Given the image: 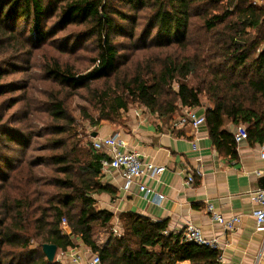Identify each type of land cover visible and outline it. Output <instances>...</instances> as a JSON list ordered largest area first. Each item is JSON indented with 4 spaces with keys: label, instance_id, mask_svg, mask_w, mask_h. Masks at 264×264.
Returning a JSON list of instances; mask_svg holds the SVG:
<instances>
[{
    "label": "trees",
    "instance_id": "trees-1",
    "mask_svg": "<svg viewBox=\"0 0 264 264\" xmlns=\"http://www.w3.org/2000/svg\"><path fill=\"white\" fill-rule=\"evenodd\" d=\"M71 25L83 29L79 36L94 44L96 54L85 73L57 61L43 69L52 87L44 109L50 155L33 154V135L10 128L0 108V264H62L49 262L43 245L64 253L78 238L101 264H221L217 248L187 241L183 230L170 231L166 221L123 214L122 232H111L113 213L97 210L93 198L114 193L101 181L106 156L78 139L68 102L105 80V91L92 92L100 99L101 116L81 114L91 125L115 124L132 103L170 124L184 109L202 107L204 94L210 103L205 123L217 151L237 157L229 123L244 125L247 140L263 145L264 5L253 0H0V97L17 89L3 81L8 74L3 53H29ZM117 36L158 51L146 64L127 70L128 46ZM108 109L111 115H105ZM12 149L23 155L19 164L4 155ZM43 165L51 167L49 175ZM63 222L71 235L64 233ZM102 232L107 239L98 243Z\"/></svg>",
    "mask_w": 264,
    "mask_h": 264
},
{
    "label": "crops",
    "instance_id": "crops-1",
    "mask_svg": "<svg viewBox=\"0 0 264 264\" xmlns=\"http://www.w3.org/2000/svg\"><path fill=\"white\" fill-rule=\"evenodd\" d=\"M253 3L261 6L264 0ZM196 110L204 116L206 106ZM129 117L123 126L110 122L96 126L92 142L119 133L128 149L138 152L145 163L163 167L164 171L156 179L143 176L125 188L118 171L110 167L102 169V184L114 193L95 194L93 198L97 210L113 213L112 228L120 234L123 214H137L154 222L166 221L173 232L193 224L221 252V264H257L258 261L264 264V232L256 229L253 216L260 209L253 195L260 190L259 181L264 176L262 145L244 140L237 144V157L231 158L216 150L206 123L197 128L186 125L174 129L148 111H135ZM226 129L235 134L236 126L229 123ZM189 176L193 177L192 183L187 182ZM140 185L152 192L141 191ZM156 195L164 196V200ZM208 205L224 218L238 216L239 227L227 231L213 219ZM75 242V248L56 255L57 261L70 264L74 254L86 261L92 258L93 253L79 238Z\"/></svg>",
    "mask_w": 264,
    "mask_h": 264
},
{
    "label": "rangeland",
    "instance_id": "rangeland-1",
    "mask_svg": "<svg viewBox=\"0 0 264 264\" xmlns=\"http://www.w3.org/2000/svg\"><path fill=\"white\" fill-rule=\"evenodd\" d=\"M193 21L198 22L199 20L194 18ZM48 22L51 23L52 20L49 19ZM124 25L125 28H130L126 24ZM142 28V26H138L139 31H142ZM81 30H83L81 27L71 25L65 30L57 32L55 38H53L51 42L50 39H47L43 41L38 48H29V53L26 49L19 51L14 56H10L11 52L3 53L5 54L3 59L7 56L3 67L8 73L3 81L9 85L13 83L16 84L17 89L5 93L0 97L1 102L2 100H5L0 108L2 109V107H4L6 112L4 120H7L6 124L10 128L22 131V133L24 131L28 137L33 135L34 139L31 137L32 144H34L32 152L34 151L33 154L36 156H49L51 152L46 149V143L49 140L48 138H50V135L46 134V127L49 122L44 114V109L46 106L45 94L48 93L52 87L44 80L43 69L45 68V65L52 63V61H57L62 66L72 68L73 71L78 74L85 73L93 67L92 59L96 54L94 44H92L91 41L83 40V37L79 36ZM115 38L118 42H124V45L128 46L126 51L129 59L126 65L127 70L128 68L131 70L139 63L146 64L149 61V58L155 57V54L158 51L152 47L146 46L145 48L136 40H132V43L131 41L128 42V38H125L124 36H117ZM1 59L2 55L0 56V60ZM12 66L15 67V69L11 68ZM12 69L14 71H12ZM109 82L112 83V81ZM106 86L107 81L105 80L98 84H93L89 89L81 90L77 96L73 97L68 102V108L77 122L76 129L78 139L81 140L84 145L86 143L92 144V134L96 132L97 127L91 125L89 121L84 120L81 114H90L94 119H98L101 116L100 107L98 106L100 99L94 98L92 92L95 89L105 91ZM201 100L203 106H210V103L204 94L202 95ZM11 103L14 104V106L9 109ZM135 111L140 113L147 110L139 104L132 103L129 105L126 112H121L118 115L116 120L118 122L115 124L117 126H123L129 120V116L134 114ZM111 114L112 112L110 109L105 113V115ZM104 122L108 121H103L102 123ZM12 146L14 148V145ZM4 155L11 156V160H18L17 164L23 159V155L19 156L14 154L13 149L11 151H5ZM41 168L43 172L49 175L51 167L43 165ZM37 170L40 169L37 167ZM122 230L121 223V232ZM111 232L113 231L111 230ZM103 233L104 232L97 233L96 240L98 243H101L108 236L107 233ZM33 246H36V243H33ZM58 254L60 255L59 251L57 256ZM57 256L55 261H57ZM18 261L20 262V260Z\"/></svg>",
    "mask_w": 264,
    "mask_h": 264
},
{
    "label": "built area",
    "instance_id": "built-area-1",
    "mask_svg": "<svg viewBox=\"0 0 264 264\" xmlns=\"http://www.w3.org/2000/svg\"><path fill=\"white\" fill-rule=\"evenodd\" d=\"M205 123V117L198 115V110L184 109L177 118L170 122V126L174 129L181 128L186 125H190L193 128H197ZM235 142L247 140L248 134L246 127L242 124L236 126L234 134ZM94 150L99 153L105 154L106 159L101 160L102 169L113 168L118 171L120 176L125 181V188H128L139 178L145 176L149 179H156L163 171V167H158L152 163H145L138 152L128 149L126 141L121 137L119 133H114L111 136L95 139L92 142ZM261 158L264 160V144L261 148ZM257 175L261 176L260 172ZM188 183L193 182V177L187 178ZM140 190L145 191L147 194L152 190L146 188L144 185H140ZM254 201L260 206V209L254 211L253 216L256 222V229L259 232H264V191L258 190L253 195ZM157 199L164 200V196L156 195ZM207 210L212 214L213 219L223 225L227 231H235L241 222L238 216L230 218H224L214 211L212 205H208ZM63 231L66 235H71L70 228L63 222ZM115 234H118L117 230L113 229ZM184 237L187 241L193 242L198 245H206L212 248H217L213 242L207 240L201 230L193 224H187L183 230ZM70 264H101L97 255H93L90 260H85L82 256L74 254L71 257ZM260 264V261L257 262Z\"/></svg>",
    "mask_w": 264,
    "mask_h": 264
},
{
    "label": "water",
    "instance_id": "water-1",
    "mask_svg": "<svg viewBox=\"0 0 264 264\" xmlns=\"http://www.w3.org/2000/svg\"><path fill=\"white\" fill-rule=\"evenodd\" d=\"M259 188L260 190L264 191V176L260 178ZM42 248L48 261L51 263L54 262L57 255V247L55 245L45 244Z\"/></svg>",
    "mask_w": 264,
    "mask_h": 264
}]
</instances>
